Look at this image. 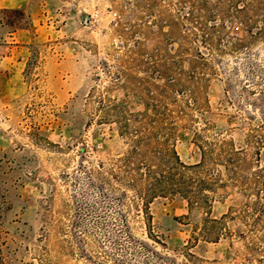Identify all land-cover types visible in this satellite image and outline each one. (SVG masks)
Here are the masks:
<instances>
[{
  "label": "rangeland",
  "instance_id": "obj_1",
  "mask_svg": "<svg viewBox=\"0 0 264 264\" xmlns=\"http://www.w3.org/2000/svg\"><path fill=\"white\" fill-rule=\"evenodd\" d=\"M197 6L0 0V264H264V223L249 232L240 218L227 219L224 237L191 245L204 213H188L179 197L151 202L150 229L140 202L123 206L131 234L149 249L120 231V186L112 174L128 145L119 115L160 106L171 78L194 87L187 80L195 72L194 39L181 14ZM246 30L233 19L222 32L246 39ZM246 43L250 52L264 50V38ZM240 56L222 54L219 74L206 75L200 118L193 110V121L176 119L175 147L186 164L200 159L196 121L243 136L245 112L254 108L232 94L222 69L238 66ZM232 78L234 88L246 82L243 71ZM242 201L234 186L219 187L210 215H233Z\"/></svg>",
  "mask_w": 264,
  "mask_h": 264
},
{
  "label": "trees",
  "instance_id": "obj_2",
  "mask_svg": "<svg viewBox=\"0 0 264 264\" xmlns=\"http://www.w3.org/2000/svg\"><path fill=\"white\" fill-rule=\"evenodd\" d=\"M196 3V9L184 10L181 14V19L193 24L189 26L184 22L182 27L187 34L190 31L194 39L195 74L188 73L187 76L194 87L176 83L171 78L166 82L167 101L160 106L154 104L153 108L119 115V134L126 136L128 145L115 158L112 174L120 186L116 197L121 204L119 226L125 237L144 249L149 246L131 234L123 214L127 202H140L138 210L146 217L149 229V205L155 199L179 197L186 202L188 213L202 210L204 215L193 225L188 239L191 245L199 240L217 242L224 237L228 233L227 219L240 218L249 232L264 223V50L262 53L250 52L246 43L264 38V0H232L231 4L222 0H217L216 4L196 0ZM226 16L229 18L225 19ZM233 19L245 23L246 39L222 32ZM237 53L241 54L239 65L229 68L224 64L222 69L229 75L227 86L232 94L243 97L242 101L254 108L250 113L245 112L246 130L242 137L234 138L228 132L231 127L220 130L201 117V121H196L200 126L193 132L200 159L186 164L175 147L179 128L176 119L190 117L193 121L196 119L191 114L193 110L200 118L202 83L206 75L219 74L215 63L222 62V54L232 56ZM240 71L246 82L238 81L234 88L232 77ZM249 85L254 88L249 89ZM175 86L179 89L174 90ZM250 97H254L251 102ZM226 185L234 186L243 201L233 215L229 209L221 217L213 218L210 210L214 192ZM147 234L153 235L150 230Z\"/></svg>",
  "mask_w": 264,
  "mask_h": 264
}]
</instances>
